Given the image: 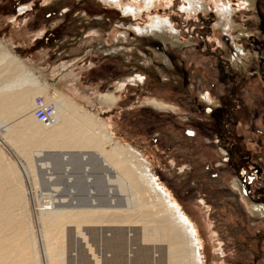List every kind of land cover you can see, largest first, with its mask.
<instances>
[{
  "label": "rangeland",
  "instance_id": "374dc122",
  "mask_svg": "<svg viewBox=\"0 0 264 264\" xmlns=\"http://www.w3.org/2000/svg\"><path fill=\"white\" fill-rule=\"evenodd\" d=\"M124 1L140 9L136 17L101 0H0V44L40 82L106 121L118 143L141 152L158 184L196 227L203 264L216 263L218 252L219 264H264V220L247 208L248 202L264 205V34L257 17L264 30V0H250L249 7L231 0L236 29L227 33L216 27L219 15L211 1L203 0L206 12L194 13L187 12L186 0H149L155 6L148 10L143 0ZM160 18L178 34L177 45L133 31ZM235 46L246 58L237 60ZM216 53L225 59L224 87ZM223 90L230 100L225 109L217 106ZM107 96L114 102L104 101ZM62 147L44 155L51 160L52 183L43 169L37 191L29 189L33 177L23 171L19 178L39 264L48 263L39 209L49 198L60 210L126 208V194L105 183L107 168L93 148L84 151L92 176L87 182L82 146ZM0 149L25 169L1 137ZM65 150L75 157L74 183L64 176Z\"/></svg>",
  "mask_w": 264,
  "mask_h": 264
},
{
  "label": "bare ground",
  "instance_id": "6f19581e",
  "mask_svg": "<svg viewBox=\"0 0 264 264\" xmlns=\"http://www.w3.org/2000/svg\"><path fill=\"white\" fill-rule=\"evenodd\" d=\"M101 1L119 7L122 15L136 17L140 12L136 5L124 0ZM210 1L219 15L216 27L224 33L235 30L231 21L234 13L231 0H207V3ZM237 1L250 6V0ZM186 2L189 13L206 12L209 8L203 0ZM154 4L149 0L141 2L146 10ZM133 31L177 45L178 35L166 18L144 27L136 26ZM235 50L237 60L246 58L242 48L235 46ZM135 78L140 80L141 76ZM35 96L50 100L49 103L41 97L53 113L51 124L47 126L38 124L31 116ZM103 100L114 102L110 96ZM98 119L95 113L80 108L45 81L40 82L21 60L0 44V137L16 149L11 155L14 158L17 155L26 165L22 170L18 158L11 160L0 149V264H39L35 238L32 231L29 233L31 224L25 219L27 203L21 173L24 171L34 178L30 190L37 191L35 181H40L38 171L41 169L46 170L45 180L52 183L53 173L47 171L51 160L44 155L62 145L72 148L70 151L82 146L78 152L87 182L92 176L90 158L84 151L93 148L107 168L105 183L109 187L116 185L118 192L126 194V208L90 206L60 210L49 198L39 209L41 236L49 264H203L201 240L189 217L158 184L141 152L132 145L118 143L106 121L100 123ZM66 150L61 156L64 176L68 183H74L72 164L76 161ZM112 191L108 189L110 194ZM247 208L253 215L264 216L263 204L248 202ZM218 253L214 264H219L221 253Z\"/></svg>",
  "mask_w": 264,
  "mask_h": 264
},
{
  "label": "flooded vegetation",
  "instance_id": "af4514ba",
  "mask_svg": "<svg viewBox=\"0 0 264 264\" xmlns=\"http://www.w3.org/2000/svg\"><path fill=\"white\" fill-rule=\"evenodd\" d=\"M19 7V6H18ZM257 17L259 18V21H260V23H258V28H259V30L261 31V32H263V34H264V30H263V28H262V23H263V20H262V18H261V16H260V14H258L257 13ZM178 35V34H177ZM263 37H264V35H263ZM263 42H264V38H263ZM214 56H216L215 58H216V60H217V66H216V71L218 72V83L220 84V85H222V87H224L225 86V80H224V71H225V68H224V62H225V59H223L222 57H221V55H219L218 56V53H216ZM172 58V57H171ZM224 91V90H223ZM224 93H225V91L222 93V97H220V98H218V107H222V109H225L224 107H228L229 106V104H230V100H225V95H224ZM209 98H210V96H209V94L207 93L206 94ZM205 100V99H204ZM208 103V102H207ZM210 111V110H209ZM216 120H220V117H215V121ZM264 217V216H263ZM263 217H260L262 220H264V218ZM261 254H258L256 257L258 258H261ZM256 258V259H257ZM255 264H257L256 262H255Z\"/></svg>",
  "mask_w": 264,
  "mask_h": 264
},
{
  "label": "built area",
  "instance_id": "2783aa9c",
  "mask_svg": "<svg viewBox=\"0 0 264 264\" xmlns=\"http://www.w3.org/2000/svg\"><path fill=\"white\" fill-rule=\"evenodd\" d=\"M33 103L34 108L31 111L33 120L43 126L51 124L53 114L52 109L49 106H46L41 97L38 96L33 99Z\"/></svg>",
  "mask_w": 264,
  "mask_h": 264
},
{
  "label": "water",
  "instance_id": "95a60500",
  "mask_svg": "<svg viewBox=\"0 0 264 264\" xmlns=\"http://www.w3.org/2000/svg\"><path fill=\"white\" fill-rule=\"evenodd\" d=\"M78 243H79V245L82 247L83 245H82V243H81V241H78Z\"/></svg>",
  "mask_w": 264,
  "mask_h": 264
},
{
  "label": "crops",
  "instance_id": "0c3cea01",
  "mask_svg": "<svg viewBox=\"0 0 264 264\" xmlns=\"http://www.w3.org/2000/svg\"><path fill=\"white\" fill-rule=\"evenodd\" d=\"M58 82V81H57ZM59 92V91H58ZM61 93H63V92H61Z\"/></svg>",
  "mask_w": 264,
  "mask_h": 264
}]
</instances>
